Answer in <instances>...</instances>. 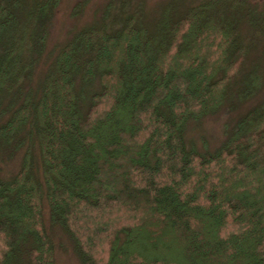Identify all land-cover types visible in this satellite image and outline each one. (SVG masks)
I'll use <instances>...</instances> for the list:
<instances>
[{
    "label": "trees",
    "instance_id": "trees-1",
    "mask_svg": "<svg viewBox=\"0 0 264 264\" xmlns=\"http://www.w3.org/2000/svg\"><path fill=\"white\" fill-rule=\"evenodd\" d=\"M59 1L0 0V142L28 145L0 177V264H56L44 200L82 264H264V100L214 152L183 133L261 90L264 6L172 0L152 25L140 7L116 29L100 20L57 50L34 97ZM260 43L263 67L247 61Z\"/></svg>",
    "mask_w": 264,
    "mask_h": 264
},
{
    "label": "rangeland",
    "instance_id": "rangeland-1",
    "mask_svg": "<svg viewBox=\"0 0 264 264\" xmlns=\"http://www.w3.org/2000/svg\"><path fill=\"white\" fill-rule=\"evenodd\" d=\"M172 0H60L54 9L52 20L49 24L47 42L40 59L34 69L32 87L33 95L37 92L43 80L47 66L52 61L55 53L61 48L77 31L95 22L103 20L110 29L120 26V21L127 15L142 9L147 22L152 25ZM206 0H177L179 6L187 7L196 5ZM83 3L76 12L78 4ZM252 5L264 6V0H250ZM260 3V5H259ZM264 8V7H263ZM262 8V9H263ZM245 24L242 31L248 32ZM262 43L255 47L247 60L249 63L258 62L263 67ZM264 71V68H263ZM84 86V85H82ZM78 84V89H85ZM98 85H96L97 87ZM264 100V84L255 97L241 102L234 107L230 103L225 104L218 112L204 116L199 120L190 119L183 128L184 139L189 148L199 152H214L225 140L226 127H232L252 106ZM0 114V125L9 116ZM2 142V141H1ZM0 142V177L10 179L15 175L23 164L28 145H23L15 150L12 145ZM35 166L40 170V153L38 142L35 139L30 145ZM44 222L52 237L55 247L56 264H82L74 243L68 233L60 225H52L50 222L49 208L46 200L43 201Z\"/></svg>",
    "mask_w": 264,
    "mask_h": 264
}]
</instances>
